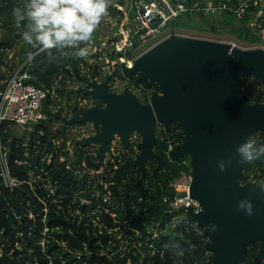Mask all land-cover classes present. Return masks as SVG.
I'll use <instances>...</instances> for the list:
<instances>
[{"label":"trees","instance_id":"obj_1","mask_svg":"<svg viewBox=\"0 0 264 264\" xmlns=\"http://www.w3.org/2000/svg\"><path fill=\"white\" fill-rule=\"evenodd\" d=\"M24 3L25 0H0V68L6 65L7 51L18 50L22 61L31 50L22 39L27 22L18 27L13 17V9ZM224 14L236 23L241 22V19L234 20L233 12ZM208 15L183 14L176 17L174 23L177 29L197 28L201 19L205 23L203 28L224 26L226 17L219 22L207 21ZM73 51L65 49L64 54L57 49L36 51L30 66L33 81L51 85L61 73L63 79L75 75L86 81L90 73H98L86 60L69 55ZM85 66L92 68L90 73L82 72ZM125 71L130 81L148 87L136 73L127 67ZM8 74L0 73L3 80L0 88L4 87ZM241 84L247 89L249 102L264 101L259 78L245 74ZM11 123L3 120L0 125L7 166L17 182L6 184L0 173V264L212 263L213 255L205 249L209 235L204 224L189 220L179 214L181 211L170 210L164 201L169 182L189 167L184 162L190 160L189 155L171 161V168L149 161L143 179L139 166L125 163L133 158L135 146L140 147L139 139L132 142L129 149L116 148V153L104 164L87 145H75L74 153L55 152L59 143L54 137L60 138V130L52 131L45 121L37 123L35 131L31 132L33 136L41 129L44 131L39 134V142L30 138L29 154L24 134L16 132ZM159 126V136L166 137L173 146L184 140V130L178 121L162 122ZM249 139L257 146L264 145V130ZM43 145H46L45 153L52 154L48 160L40 152ZM101 166H104L102 174L91 172ZM238 179L242 183L264 182V158L243 161ZM155 230L156 236L153 235ZM173 243L184 250L182 257L173 255L169 247ZM256 248L257 244L248 248L241 264H251Z\"/></svg>","mask_w":264,"mask_h":264},{"label":"water","instance_id":"obj_2","mask_svg":"<svg viewBox=\"0 0 264 264\" xmlns=\"http://www.w3.org/2000/svg\"><path fill=\"white\" fill-rule=\"evenodd\" d=\"M244 38L254 41L260 35L245 26ZM129 70L148 86L157 85L159 89L152 92L149 102H143L128 86L122 92L113 91L108 77L92 79L88 91L105 106L76 108L77 113L67 120H91L100 126L98 132L81 142L99 143V156L103 158L117 134L130 148V134L136 129L142 135L140 150L125 163L139 166L143 179L149 161L171 168V161L189 155L194 175L191 194L202 209L195 212L189 207L187 218L204 224L209 235L205 249L213 255L211 264H240L257 240L259 247L252 264H261L264 192L260 185L264 182L239 181L243 161L236 148L251 132L264 130V101L249 102L247 89L241 84V77L250 73L261 80L264 92V50L173 33L142 52ZM172 120L183 127L185 138L170 147L166 137L157 135L156 128L158 123ZM156 145L169 156L156 151ZM228 157L233 158L232 165L221 172L219 162ZM175 194L170 191L172 197ZM243 199L252 201V216L237 209V202ZM209 224L217 225L218 230L209 231Z\"/></svg>","mask_w":264,"mask_h":264},{"label":"built area","instance_id":"obj_3","mask_svg":"<svg viewBox=\"0 0 264 264\" xmlns=\"http://www.w3.org/2000/svg\"><path fill=\"white\" fill-rule=\"evenodd\" d=\"M134 9H136L135 13H133ZM228 11L235 14L234 20L241 19V22L246 23V26L259 34L260 41L247 39L240 42L236 38H220L219 40L228 42L231 47H256L264 50V0H111L108 15L98 26L101 31H104L106 27V33L96 37L94 33L87 45V47L92 46L95 52L94 55L89 56L88 64L93 65L100 72L102 67L108 68L110 72L118 68L129 79L125 67L129 69L142 53L136 52L137 47L150 44L148 46L150 48L173 33L203 37L185 32L186 28L177 30L175 23H172L176 17L183 14L221 15ZM108 21L112 23L108 24ZM32 62L33 59L29 60L28 57L24 59L23 63L5 80L4 87L0 88V125L3 120L27 124L39 122L45 118V108L51 90L45 84H37L33 81L34 75L30 70ZM95 79L101 81L104 78L98 80L95 77ZM170 147L173 145L170 144ZM0 152L5 155L4 163L0 165V173L5 183L9 185L17 183L10 175L1 140ZM184 162L189 167L182 169L179 175L169 182L164 201L168 203L170 210L181 211L179 214L187 216L189 207L198 212L202 206L200 201L191 194L194 179L191 160H184ZM171 190L176 192L173 197L170 195ZM180 191L185 193L177 194ZM175 219L176 216L172 224L175 223ZM153 235H157L156 230Z\"/></svg>","mask_w":264,"mask_h":264},{"label":"rangeland","instance_id":"obj_4","mask_svg":"<svg viewBox=\"0 0 264 264\" xmlns=\"http://www.w3.org/2000/svg\"><path fill=\"white\" fill-rule=\"evenodd\" d=\"M136 9L133 10V13H135ZM114 15V14H113ZM226 17V22L224 23L223 27H219L217 30L211 28V27H207L203 28L202 26L205 25V23H202L201 20H198V27L197 28H186L184 29L185 32H188L189 34H194V35H199V36H203V37H210V38H215V39H220V38H236L238 39V41L243 42L246 41L247 39L244 38V31H245V26L246 23L244 22H240V23H236L233 21V19L229 16V15H225V14H221V15H212L209 14L208 16H206L205 20H209V21H216L219 22L222 20V17ZM112 19H114L112 17ZM115 20V19H114ZM111 21H108V24H111ZM176 27V26H175ZM202 27V28H201ZM200 28V29H199ZM177 29V28H176ZM179 30V29H177ZM107 31V28L105 27L104 31H101V29L97 28V31L95 32V37L97 35H104ZM260 40H257V42H259ZM150 44H144L141 45L139 47L136 48V52L137 53H141L144 52L145 50H147L148 46ZM82 47V46H81ZM89 55L87 56V58H83V61H87L89 62V56L94 55L95 52L93 51V47L89 46ZM5 62L6 65L2 66L0 68V73H2L4 71L5 74L10 75L11 72L13 70H15L17 67H19L24 60H19V53L18 50L16 49H12L10 51H7L5 53ZM12 66V67H11ZM83 66V62L81 67ZM91 66V65H90ZM92 68H96L93 65L91 66ZM89 68L87 66H85V68H82V72L83 73H90L89 70L92 69ZM3 70V71H1ZM98 70V69H97ZM101 72L98 70V73L95 75H92L91 73L89 74V79L86 81H81L80 79H78L75 75H71L68 76L67 78L63 79L64 74L61 73V75L57 76V79L54 83H52L51 85H47L46 83H41V84H45L46 86H48V88H50L51 93H50V97L47 101V105L45 108V118H43L42 120H40L39 122H33V123H27V124H18L15 122L11 123L12 128L18 132V133H23L27 146H28V153L30 154L31 150H30V143L29 140L32 137L36 142H39L40 138H39V134H43L44 131L41 129L39 134L36 133L33 136H31V132L35 131L34 128L36 126L37 123L40 122H44L47 123L49 125V129H51L52 131L55 130H60V138L56 139L57 137H54V140H56V142L59 143L60 149L57 147L55 148V152H64L65 150H69L71 153L75 152L76 146L77 145H81V146H88V149L90 150L91 153H93L94 155L98 156V161H103L104 164H106L107 160L110 158L111 155H113L114 153H116V148H123V149H129L126 148L122 142L120 141V135L117 134L113 140L111 149H108L105 154L104 157L101 158L99 156V143H90V144H83L81 142V140L87 138L88 136L98 132L100 130V126H96L93 121L89 120V121H73L71 123H69L67 120L70 119L72 116H74L77 111L76 108H87L93 105H101V106H105V103L98 100L95 96H93V94L89 93L88 89L90 88L89 86V82L92 79H95V77H97L98 80H101L103 78H109L110 81V89L113 91H119L122 92L124 90V88L126 86L130 87L137 95L138 97L143 101V102H149L150 101V97L151 94L154 90H158V86L154 85V86H148L145 87L144 83L140 84H136L134 82H130L128 80V78L126 77V74H124L123 72H121L120 69H115L113 71H109L108 68L106 67H102L100 68ZM35 78V77H34ZM3 80L0 79V82H2ZM147 85V84H146ZM59 88V89H58ZM160 130V126L159 123L157 124V128H156V133L159 136L158 132ZM261 130H255L253 132L250 133L249 138H251L252 136L256 135L258 132H260ZM161 137V136H159ZM162 138V137H161ZM64 139L66 140V142L64 143ZM130 139H131V143L136 141V139H139V142L142 139V135L141 133H139L136 129L132 130L131 134H130ZM76 145V146H75ZM154 149L158 152L161 153H165L167 156L168 153H166V151H164L161 147L159 146H154ZM39 150V148H37L35 150V153ZM46 150V145L41 148L40 152H43L42 157L44 159H50L51 157V153H45ZM135 154L134 156L139 152V148H137V146H135ZM4 157L5 155L2 154L0 152V165L4 163ZM191 160V158H190ZM103 167L101 166L100 169L98 170H91V172L94 174L96 172L102 174L103 172ZM148 167V164H147ZM142 177V175H141ZM102 180V176L100 177V181ZM257 244V248L259 247V240L255 241L252 245ZM256 248V250H257ZM256 252V251H255ZM244 262V261H242ZM241 262V263H242ZM240 263V264H241ZM252 264V262H251Z\"/></svg>","mask_w":264,"mask_h":264},{"label":"clouds","instance_id":"obj_5","mask_svg":"<svg viewBox=\"0 0 264 264\" xmlns=\"http://www.w3.org/2000/svg\"><path fill=\"white\" fill-rule=\"evenodd\" d=\"M110 3L111 0H25L22 6L13 9V17L18 27L25 21L28 24L22 34V39L31 49L27 52L28 59H34L32 50L45 52L51 49H57L61 54L65 49H74L69 55L87 58V45L102 19L108 15ZM236 153L241 161L252 162L264 158V145L257 146L248 139L237 146ZM232 159L220 160L219 170L226 171L232 165ZM260 191L264 192V185H260ZM237 209L248 216H252L254 211L249 199L238 201ZM207 228L211 232L218 230L215 224H209ZM169 247L174 256L184 255L179 244L173 243Z\"/></svg>","mask_w":264,"mask_h":264},{"label":"flooded vegetation","instance_id":"obj_6","mask_svg":"<svg viewBox=\"0 0 264 264\" xmlns=\"http://www.w3.org/2000/svg\"><path fill=\"white\" fill-rule=\"evenodd\" d=\"M128 80L130 81V80H131V78H129ZM130 82H132V81H130ZM139 149H140V147H139ZM97 155H98V154H97Z\"/></svg>","mask_w":264,"mask_h":264},{"label":"crops","instance_id":"obj_7","mask_svg":"<svg viewBox=\"0 0 264 264\" xmlns=\"http://www.w3.org/2000/svg\"><path fill=\"white\" fill-rule=\"evenodd\" d=\"M213 29H214V30H215V29L217 30L218 28L214 27ZM217 31H218V30H217Z\"/></svg>","mask_w":264,"mask_h":264}]
</instances>
